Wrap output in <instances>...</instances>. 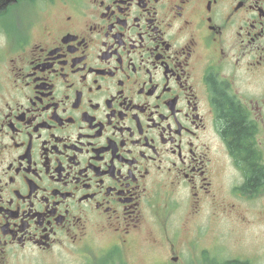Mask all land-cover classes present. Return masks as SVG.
I'll return each mask as SVG.
<instances>
[{"label":"flooded vegetation","instance_id":"obj_1","mask_svg":"<svg viewBox=\"0 0 264 264\" xmlns=\"http://www.w3.org/2000/svg\"><path fill=\"white\" fill-rule=\"evenodd\" d=\"M263 173L264 0H0V264H264Z\"/></svg>","mask_w":264,"mask_h":264},{"label":"trees","instance_id":"obj_2","mask_svg":"<svg viewBox=\"0 0 264 264\" xmlns=\"http://www.w3.org/2000/svg\"><path fill=\"white\" fill-rule=\"evenodd\" d=\"M231 121H232L231 122V125H230L231 126V129H233L236 133H243L244 128L242 126V122L240 120H236V119L235 120L234 119H231ZM252 171H253V174L255 173L254 176H253V178H254V180H256L257 171H259V169L252 166Z\"/></svg>","mask_w":264,"mask_h":264}]
</instances>
